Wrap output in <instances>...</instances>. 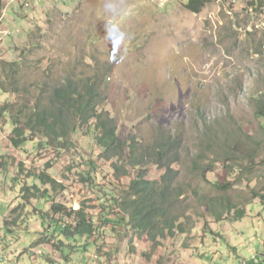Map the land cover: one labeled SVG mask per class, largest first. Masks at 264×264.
Masks as SVG:
<instances>
[{
	"label": "rangeland",
	"instance_id": "obj_1",
	"mask_svg": "<svg viewBox=\"0 0 264 264\" xmlns=\"http://www.w3.org/2000/svg\"><path fill=\"white\" fill-rule=\"evenodd\" d=\"M24 2L30 8L22 7ZM20 3L9 7V0L2 1L0 31L9 29L13 36L3 38L0 33V63L19 60L22 66L16 76L8 77L0 64V108L11 103L17 114L21 105L31 107L42 88L48 95L72 70L83 80L99 74L105 110L116 120L122 140L136 137L147 147L160 131L179 137L182 163L174 169L182 185L211 194L203 172H192L190 160L205 153L212 161L208 149H219L215 141L232 135L245 152L244 163H251L248 151L262 138L251 99L264 93L263 7L251 6L250 0H212L200 13H193L184 0ZM11 133V117L0 115V156L9 162V171L0 173V264H44V255L60 263L61 256L51 245L30 246L33 234L6 236L5 219L21 214L22 210L16 215L11 211L26 203L22 189L36 183L31 170L40 167L53 175L57 183L50 194L56 203L75 209L84 204L86 212L98 216L97 197L77 181L68 154L52 149L38 153L31 144L14 149ZM78 143L86 159L97 158L100 150L91 137L82 135ZM212 166L222 173L219 166ZM253 166L264 185V156L257 157ZM165 172L151 164L148 179L161 182ZM15 178L22 181L14 183ZM187 197V223L196 227L186 235L162 240L153 249L145 235L106 229L102 251L89 247L87 256L75 255L68 264H98V259L107 257L105 264H249L264 254L260 205L248 207L242 222L217 223L199 217L203 210Z\"/></svg>",
	"mask_w": 264,
	"mask_h": 264
},
{
	"label": "trees",
	"instance_id": "obj_2",
	"mask_svg": "<svg viewBox=\"0 0 264 264\" xmlns=\"http://www.w3.org/2000/svg\"><path fill=\"white\" fill-rule=\"evenodd\" d=\"M211 2L184 0V6L190 12L200 13ZM250 5L264 8V0H250ZM21 6L24 7V4ZM18 62L0 63L2 72L8 77L16 76L17 68L22 66ZM100 81L99 74L85 80L78 79L75 70H72L64 84L52 87L48 95L42 88L31 107L21 105L17 114L12 113L11 103L0 108L2 118L6 115L11 117L12 147L22 149L31 144L38 153L52 149L59 154H68L70 168L76 171L74 176L95 194L99 211L98 216H93L85 211L84 204L75 209L52 201L50 193L57 181L49 171L37 167L31 170L36 183L21 191L26 203H20L11 211L16 215L22 210L21 214L4 221L6 236L33 234L35 240L30 246L49 244L61 256L62 262L58 263L44 255V264H68L75 255H81L80 258L87 256L89 247L102 251L106 229L145 235L153 249L162 240L186 235L196 227L187 223L190 219L189 207L184 202L188 201L189 195L195 208L203 210L199 217L204 220L208 216L217 223L242 222L248 217L247 208L254 205H260L264 210V185H260L253 166L257 157L264 156V93L251 99L255 116L261 123L262 138L253 142L255 149L248 151L246 159L251 162L249 165L241 157L245 155L242 146H236V135L222 142L215 141L219 149H208L213 153L212 161L205 157V153L190 160L192 172H203L202 180L211 192L208 194L200 188L179 182V174L174 169L182 163L179 137L160 131L147 147L136 137L120 138L116 120L105 110V88ZM82 135L91 137L100 150L96 159H86L80 152L78 137ZM251 152L255 157L251 156ZM151 164L165 169L161 182L148 179V166ZM212 164L219 166L222 173L218 174ZM8 166L6 157L0 156V173L1 170L8 172ZM51 166L47 163L49 170ZM19 169L22 171V165ZM208 175H214L215 179L210 180ZM19 180L15 178L13 182ZM244 191L248 194L238 193ZM32 200L35 204L31 203ZM7 248L9 245L5 246V250ZM104 262H108V257L97 261L98 264ZM248 263L264 264V254H258Z\"/></svg>",
	"mask_w": 264,
	"mask_h": 264
},
{
	"label": "built area",
	"instance_id": "obj_3",
	"mask_svg": "<svg viewBox=\"0 0 264 264\" xmlns=\"http://www.w3.org/2000/svg\"><path fill=\"white\" fill-rule=\"evenodd\" d=\"M15 3H19V0H9V6L10 4H15ZM24 7L30 8V4L28 2H25ZM0 33L2 34L3 38L10 37L12 35V32L9 29H3L0 31Z\"/></svg>",
	"mask_w": 264,
	"mask_h": 264
},
{
	"label": "clouds",
	"instance_id": "obj_4",
	"mask_svg": "<svg viewBox=\"0 0 264 264\" xmlns=\"http://www.w3.org/2000/svg\"><path fill=\"white\" fill-rule=\"evenodd\" d=\"M15 4H19V3H15ZM24 4H25V2H24ZM11 6H12V5H10L9 7H11ZM9 7H8V8H9ZM8 8H7V9H8ZM6 14H7V12H5V18H6ZM4 21H5V19H4ZM4 21H3V22H4ZM12 36H13V33H12ZM9 38H10V37H9Z\"/></svg>",
	"mask_w": 264,
	"mask_h": 264
}]
</instances>
